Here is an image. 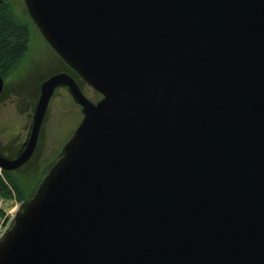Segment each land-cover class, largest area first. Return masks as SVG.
<instances>
[{
  "label": "water",
  "instance_id": "1",
  "mask_svg": "<svg viewBox=\"0 0 264 264\" xmlns=\"http://www.w3.org/2000/svg\"><path fill=\"white\" fill-rule=\"evenodd\" d=\"M82 118L0 240V264H264V0H24ZM4 79L0 76V94Z\"/></svg>",
  "mask_w": 264,
  "mask_h": 264
},
{
  "label": "rangeland",
  "instance_id": "2",
  "mask_svg": "<svg viewBox=\"0 0 264 264\" xmlns=\"http://www.w3.org/2000/svg\"><path fill=\"white\" fill-rule=\"evenodd\" d=\"M18 22L29 30L28 50L17 68L5 79L11 94L3 95L0 100V153L13 156L26 140L39 92V83L54 73L65 72L78 82L83 93L92 101L100 97L97 91L89 87L45 41L39 29L31 19L24 0H8ZM40 84V85H41ZM82 118L78 105L71 99L68 91L58 88L48 105L31 167L37 171V179L23 177L26 185V199L35 192L45 174L58 160L63 146L71 137ZM5 152V153H4ZM8 157V156H7ZM10 158V157H9ZM33 176V175H32ZM35 187L28 193V189ZM21 202V201H20ZM19 203V202H18ZM6 206V204H4Z\"/></svg>",
  "mask_w": 264,
  "mask_h": 264
},
{
  "label": "trees",
  "instance_id": "3",
  "mask_svg": "<svg viewBox=\"0 0 264 264\" xmlns=\"http://www.w3.org/2000/svg\"><path fill=\"white\" fill-rule=\"evenodd\" d=\"M15 18L11 2L0 0V76L3 79L17 68L28 50L29 30ZM74 74L77 75L75 72ZM37 178L38 176L34 179ZM25 188V182L21 177L9 171H1V196L11 198L14 192L17 201L20 202L26 199Z\"/></svg>",
  "mask_w": 264,
  "mask_h": 264
},
{
  "label": "built area",
  "instance_id": "4",
  "mask_svg": "<svg viewBox=\"0 0 264 264\" xmlns=\"http://www.w3.org/2000/svg\"><path fill=\"white\" fill-rule=\"evenodd\" d=\"M0 169V175H1ZM11 198H5L0 195V240L6 235L10 229L15 212L18 209V201L15 197L14 192H12ZM6 204V206L4 205Z\"/></svg>",
  "mask_w": 264,
  "mask_h": 264
},
{
  "label": "flooded vegetation",
  "instance_id": "5",
  "mask_svg": "<svg viewBox=\"0 0 264 264\" xmlns=\"http://www.w3.org/2000/svg\"><path fill=\"white\" fill-rule=\"evenodd\" d=\"M64 63V62H63ZM58 73H60V72H58ZM54 74H56V73H54ZM40 84L41 83H39V86H38V89H37V91L38 92H40ZM61 88H63V89H66L67 90V88H65V87H61ZM68 91V90H67ZM5 93L7 94H11L12 92L9 90V88H8V83L6 84V81H5V79H4V84H3V89H2V92H1V94H0V100L2 99V97H3V95H5ZM69 93V92H68ZM70 95V94H69ZM71 97V96H70ZM71 99H72V97H71ZM73 100V99H72ZM74 102V101H73ZM75 103V102H74ZM76 104V103H75ZM77 105V104H76ZM80 108V107H79ZM24 143V141L23 142H21L20 144V147H19V149L17 150V151H15L14 152V155L13 156H9L8 155V153H5L6 154V157L8 156V157H10L11 159H13V158H15L17 155H18V153L20 152V150L22 149V144ZM34 156L32 155L31 156V158L26 162V163H24L23 165H21L20 167H18L17 169H15V170H12V171H9V172H12V173H14V174H16V175H18L19 177H21L22 179H23V177H26V178H32V179H34V178H36L37 177V171H35L34 170V167L32 166H30L31 165V160H32V158H33ZM33 175V176H32ZM35 187H31V188H29L28 190V193H30L31 194V190H33ZM25 191H27V189L25 188Z\"/></svg>",
  "mask_w": 264,
  "mask_h": 264
}]
</instances>
